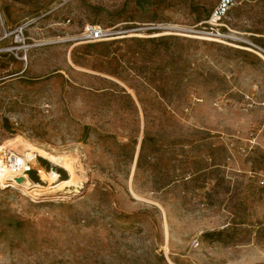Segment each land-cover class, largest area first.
Returning <instances> with one entry per match:
<instances>
[{
  "label": "rangeland",
  "instance_id": "374dc122",
  "mask_svg": "<svg viewBox=\"0 0 264 264\" xmlns=\"http://www.w3.org/2000/svg\"><path fill=\"white\" fill-rule=\"evenodd\" d=\"M218 1L0 0V146L39 186L0 182V264H264V0L206 39Z\"/></svg>",
  "mask_w": 264,
  "mask_h": 264
},
{
  "label": "bare ground",
  "instance_id": "6f19581e",
  "mask_svg": "<svg viewBox=\"0 0 264 264\" xmlns=\"http://www.w3.org/2000/svg\"><path fill=\"white\" fill-rule=\"evenodd\" d=\"M193 36V35H189ZM196 37V36H193ZM200 38V37H199ZM202 38V37H201ZM205 39V38H203ZM206 39H213V38H206ZM216 40V39H214ZM16 147L19 148V154L14 155L13 158L10 157V161H17L19 164V168L13 170L6 166L5 162L0 159V182H6L7 184L16 185L22 188V191L28 192L29 194L37 195L38 190L36 187H39L38 184L31 185L27 176V170H30L29 163L27 160L31 157L30 151H25V147L27 143L23 142L22 140H18L16 142ZM5 148V146H0V150ZM18 150V149H17ZM35 153L39 154L46 160L50 161L51 163L58 165L65 169L69 175V179L63 180L69 184H74L75 173H74V166L73 164L68 161L66 158H62L60 156H49L47 154L40 153L38 150L35 149ZM70 160V159H69ZM19 171V172H18ZM58 173H44L40 175V178L47 181L49 184L56 181L58 178ZM9 182V183H8ZM5 184H2L4 186ZM9 186V185H8Z\"/></svg>",
  "mask_w": 264,
  "mask_h": 264
},
{
  "label": "built area",
  "instance_id": "2783aa9c",
  "mask_svg": "<svg viewBox=\"0 0 264 264\" xmlns=\"http://www.w3.org/2000/svg\"><path fill=\"white\" fill-rule=\"evenodd\" d=\"M234 0H219L218 3L211 9L207 19L204 34L207 37L216 38L225 37L220 33L218 26L222 23V20L229 12L230 8L234 6ZM25 25H22L15 29L17 35L23 34V29ZM108 33L103 30L100 26L97 25H86L82 32V38L89 41L100 40L104 38ZM221 40V39H219ZM264 52V51H263ZM11 154L6 148H2L0 150V159L4 161L6 166L12 168L13 170L19 168V164L17 161H10ZM1 165V164H0ZM29 170V169H28ZM27 170V171H28ZM257 183L258 185H264V174L257 175Z\"/></svg>",
  "mask_w": 264,
  "mask_h": 264
},
{
  "label": "trees",
  "instance_id": "16d2710c",
  "mask_svg": "<svg viewBox=\"0 0 264 264\" xmlns=\"http://www.w3.org/2000/svg\"><path fill=\"white\" fill-rule=\"evenodd\" d=\"M40 169H43V168L40 167ZM43 170H44V169H43ZM44 171H45V170H44ZM45 172H46V171H45Z\"/></svg>",
  "mask_w": 264,
  "mask_h": 264
}]
</instances>
